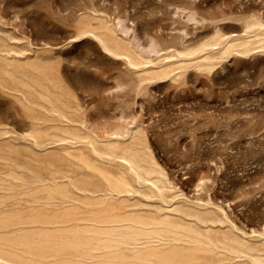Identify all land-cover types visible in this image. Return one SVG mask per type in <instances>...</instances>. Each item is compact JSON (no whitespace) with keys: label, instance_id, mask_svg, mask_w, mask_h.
I'll list each match as a JSON object with an SVG mask.
<instances>
[{"label":"rangeland","instance_id":"obj_1","mask_svg":"<svg viewBox=\"0 0 264 264\" xmlns=\"http://www.w3.org/2000/svg\"><path fill=\"white\" fill-rule=\"evenodd\" d=\"M0 264H264V0H0Z\"/></svg>","mask_w":264,"mask_h":264}]
</instances>
